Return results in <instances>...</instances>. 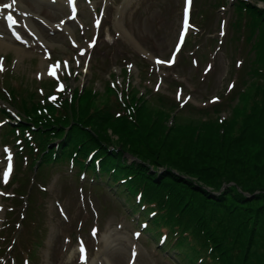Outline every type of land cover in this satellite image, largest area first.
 Masks as SVG:
<instances>
[{"label": "rangeland", "instance_id": "1", "mask_svg": "<svg viewBox=\"0 0 264 264\" xmlns=\"http://www.w3.org/2000/svg\"><path fill=\"white\" fill-rule=\"evenodd\" d=\"M67 1L0 0V78L10 77L25 93L39 90L44 95L50 94V80H56L67 88V97L79 88L95 86L104 93L112 81L118 88L130 83L141 93H152L147 102L152 109L171 110L155 93L168 96L166 101L171 105L173 99L182 103L184 111L178 112L175 121L169 117L163 124L166 128L174 126L170 136H175L180 126L190 128L204 117L225 118L227 114L234 137L241 134L243 115L233 116V111L237 104L247 107L250 99L237 100L236 94L247 80L244 92L252 97L256 83L248 71L252 54L246 57L248 46L233 28L235 13L230 6L220 9L215 0H193L192 21L187 15L185 25L184 0H79L76 15ZM5 4L9 7L3 8ZM201 11H205L204 17ZM8 15L13 20H8ZM186 26L195 37L181 51L180 32ZM172 59L170 65L157 62ZM56 62L60 66L53 77L51 68ZM142 62L150 64L144 74L140 73ZM126 66L129 71L124 76ZM235 81L238 89L234 95L235 88L229 85ZM214 97L218 99L214 101ZM101 102L103 99L97 97L93 104L100 107ZM9 103L0 100L1 107L11 109ZM215 108L220 111L215 112ZM3 135L0 128V187L4 189L0 188V264H180L176 251L158 249L156 239L130 215L129 199L120 187H111L107 180L93 181L89 175L82 178L68 163L37 172L32 208L25 221L27 197L14 196L16 185L7 186L14 173L13 153L17 148L12 137L5 143ZM5 148L12 158L6 182L2 175L8 164ZM27 171L32 178V171ZM31 188L32 184L25 182L24 189ZM9 212L11 216H7ZM216 215L214 223L223 213L218 210ZM228 233L234 236L232 230ZM36 235L43 239L39 247L33 244ZM261 235L264 229L256 238L259 246L254 264H264ZM81 242L86 250L84 261L78 250ZM32 246L35 255L27 260Z\"/></svg>", "mask_w": 264, "mask_h": 264}, {"label": "trees", "instance_id": "2", "mask_svg": "<svg viewBox=\"0 0 264 264\" xmlns=\"http://www.w3.org/2000/svg\"><path fill=\"white\" fill-rule=\"evenodd\" d=\"M233 10V28L249 45L248 71L256 83L252 97L239 90L241 99L250 101L234 108L233 116L243 115L245 121L237 137L230 119L221 117L180 126L170 136L174 126L164 125L177 106L159 97L170 112L152 109L147 105L150 94L130 84L118 88L108 83L104 93L94 86L76 89L58 103L11 86L25 114L24 125L17 127L31 152V168L37 164L44 171L72 161L101 180L119 184L132 211L144 217L153 212L149 229L165 233V246H175L190 264H254L256 238L264 229V8L236 0ZM97 97L103 99L100 107L93 104ZM88 154L93 161L85 165ZM218 210L223 216L214 223Z\"/></svg>", "mask_w": 264, "mask_h": 264}, {"label": "snow or ice", "instance_id": "3", "mask_svg": "<svg viewBox=\"0 0 264 264\" xmlns=\"http://www.w3.org/2000/svg\"><path fill=\"white\" fill-rule=\"evenodd\" d=\"M69 3H72V0H69ZM3 8H8L9 7V5L8 4H5V5H3L2 6ZM7 19L8 20H13V17H12V15H8L7 16ZM95 23L98 25L99 24V21H95ZM185 25H187V9H185ZM17 36H18V34H17ZM183 37V33H181V38ZM18 38H19V36H18ZM94 43H95V41L93 40L90 44H89V47H91V46H93L94 45ZM177 47H179V45L177 46ZM84 54V50H81V55H83ZM158 63H166V64H172V63H174V59H172V60H167V61H161V60H158L157 61ZM67 61H64V65H67ZM77 63H79V61H77ZM239 63V62H238ZM60 66V64H59V62H56L55 63V65L51 68V75L53 76V77H56L57 76V68ZM130 68H131V66H129ZM3 70V62L2 61H0V71H2ZM69 74H71L70 72H69ZM59 86V88L62 90L63 89V87H64V85L63 84H59L58 85ZM231 87H234V84L233 85H229V88H231ZM182 94V90H181V92H178V98H179V96ZM50 99H55V97L53 96V97H50ZM218 98H216V97H214L213 98V100L215 101V100H217ZM5 152L7 153V161H8V164H7V167L5 168V170L3 171V173H2V175H3V179H4V181L6 182L7 181V179H8V176H9V174H10V172H11V169H12V165H11V153L8 151V149L7 148H5ZM95 232H96V229H93L92 230V234L93 235H95ZM134 235H138V233H134ZM80 253H81V255H80V259H81V261H84V260H86V250H85V248H84V246H83V242H81L80 243ZM132 255H133V257H135V255H136V253H135V249H133V253H132Z\"/></svg>", "mask_w": 264, "mask_h": 264}]
</instances>
